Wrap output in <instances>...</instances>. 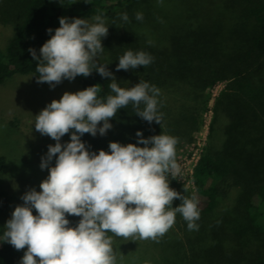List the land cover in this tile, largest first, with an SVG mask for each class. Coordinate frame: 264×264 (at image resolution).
I'll use <instances>...</instances> for the list:
<instances>
[{
    "label": "trees",
    "instance_id": "1",
    "mask_svg": "<svg viewBox=\"0 0 264 264\" xmlns=\"http://www.w3.org/2000/svg\"><path fill=\"white\" fill-rule=\"evenodd\" d=\"M124 13L128 21L122 19ZM97 14L105 18L108 34L101 38L104 50L95 61L107 64L120 87L142 80L158 88L162 119L161 125L144 120L130 102L110 119L106 134L85 133L81 140L90 152L110 151L112 141L138 144L139 130L145 138L173 136L177 149L191 143L202 124L207 89L224 82L214 99L207 141L192 169V189L170 180L182 195H197L198 229L189 230L177 213L174 226L163 235L172 244L160 254L175 264H264V0H0V24L14 26L0 46V83L17 73L38 76V61L29 49L40 55L60 17L91 21ZM128 50L145 51L153 60L117 71ZM110 79L93 70L71 81L81 89L99 83L97 95L106 100L114 95ZM144 107L141 103L139 110ZM66 135L71 137V131ZM4 166L0 155V169ZM5 198L0 186V201ZM180 203L174 199L173 207ZM68 219L75 226L80 217ZM232 226L259 235L260 248L245 252ZM5 231L0 226V264H19L23 251L4 242Z\"/></svg>",
    "mask_w": 264,
    "mask_h": 264
},
{
    "label": "clouds",
    "instance_id": "2",
    "mask_svg": "<svg viewBox=\"0 0 264 264\" xmlns=\"http://www.w3.org/2000/svg\"><path fill=\"white\" fill-rule=\"evenodd\" d=\"M122 19L128 21L129 17L124 13ZM136 19L142 20V14L137 13ZM93 20L90 24L83 18L62 16L40 55L29 49L38 61V83L54 87L65 78L87 77L96 70L111 78L114 95L99 98V83L65 91L36 115V131L56 143L42 157L40 167L48 168V176L41 181L40 191H27L22 196L24 203L14 208L5 224L4 242L16 250L26 248L19 264H117L113 240L107 233L125 240H157L174 226L177 213L187 221L189 230L198 229L197 195L193 192L188 198L170 187L169 177L176 179L180 174L177 138L168 134L145 138L138 130V144L112 141L110 151L98 153L90 152L81 140L85 133L106 134L112 127L110 119L130 102L144 120L161 125L162 119L157 114L158 88L142 80L132 87H120L107 64L95 61L104 50L101 38L107 36L108 26L101 14ZM152 60L145 51L128 50L119 58L117 71L148 66ZM141 103L145 105L142 111ZM70 131V141L61 144V137ZM53 157L55 164L49 166ZM177 198L181 203L173 207ZM68 216L80 219L72 226Z\"/></svg>",
    "mask_w": 264,
    "mask_h": 264
},
{
    "label": "rangeland",
    "instance_id": "3",
    "mask_svg": "<svg viewBox=\"0 0 264 264\" xmlns=\"http://www.w3.org/2000/svg\"><path fill=\"white\" fill-rule=\"evenodd\" d=\"M24 0H19L23 2ZM77 18V17H72ZM69 18V19H72ZM86 20V19H85ZM94 23V20H86ZM14 32L13 24H0V46L3 48ZM159 36V35H158ZM224 82H217L208 88V110L203 114L202 124L194 134L193 141L176 149V162L180 174L176 182L188 189L191 188V171L199 152L205 145L211 119L212 107L217 93ZM82 90L75 82L63 79L54 87L47 82L38 83L37 76L31 73L14 74L0 83V155L5 158V166L0 169V186L5 192V200L0 201V226L6 222L17 205L23 204L22 196L32 188L40 191V183L48 176V168L40 167L49 145L56 143L51 137L42 135L35 129L36 115L53 99H59L65 91ZM97 135H101L99 131ZM70 141L69 135L61 137V144ZM58 155V154H57ZM55 157L49 162L54 166ZM171 176L169 181L172 180ZM33 214H36L33 209ZM232 233L239 236L245 252L260 248V236L252 235L248 229L229 227ZM112 237L113 249L117 256V264H175L169 263L167 255L160 254L172 243L170 238L159 237L157 240H140L134 237L125 240L123 237ZM243 238V239H241ZM23 254L26 251L22 249ZM166 251V250H165Z\"/></svg>",
    "mask_w": 264,
    "mask_h": 264
},
{
    "label": "built area",
    "instance_id": "4",
    "mask_svg": "<svg viewBox=\"0 0 264 264\" xmlns=\"http://www.w3.org/2000/svg\"><path fill=\"white\" fill-rule=\"evenodd\" d=\"M198 155H199V154H198ZM197 159H198V158H197ZM196 161H197V160H196ZM196 161H195V163H196ZM194 165H195V164H194ZM194 165H193V166H194ZM192 169H193V167H192ZM191 173H192V171H191Z\"/></svg>",
    "mask_w": 264,
    "mask_h": 264
}]
</instances>
